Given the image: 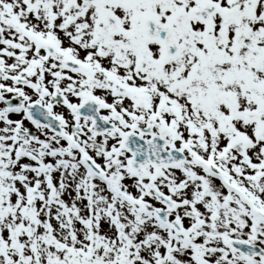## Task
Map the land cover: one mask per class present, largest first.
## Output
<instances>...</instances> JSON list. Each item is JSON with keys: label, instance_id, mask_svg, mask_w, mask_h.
Returning <instances> with one entry per match:
<instances>
[{"label": "snow or ice", "instance_id": "6c2138e0", "mask_svg": "<svg viewBox=\"0 0 264 264\" xmlns=\"http://www.w3.org/2000/svg\"><path fill=\"white\" fill-rule=\"evenodd\" d=\"M0 264H264V0H0Z\"/></svg>", "mask_w": 264, "mask_h": 264}]
</instances>
